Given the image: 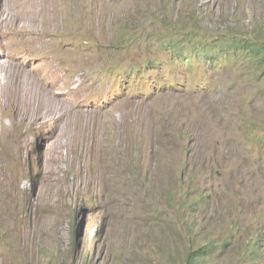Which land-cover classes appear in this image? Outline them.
<instances>
[{
  "label": "rangeland",
  "instance_id": "rangeland-1",
  "mask_svg": "<svg viewBox=\"0 0 264 264\" xmlns=\"http://www.w3.org/2000/svg\"><path fill=\"white\" fill-rule=\"evenodd\" d=\"M0 5L39 48L9 69L37 89L67 82L61 119L14 123L0 264H186L198 249L197 264H264V66L244 51L193 55L264 41V0Z\"/></svg>",
  "mask_w": 264,
  "mask_h": 264
},
{
  "label": "bare ground",
  "instance_id": "bare-ground-1",
  "mask_svg": "<svg viewBox=\"0 0 264 264\" xmlns=\"http://www.w3.org/2000/svg\"><path fill=\"white\" fill-rule=\"evenodd\" d=\"M13 14L14 12L8 7L0 5V89H2L4 94L8 95L5 100L0 96L1 170L4 167L13 165L19 159L14 145L22 147L21 141L23 136L21 137V134L23 131L13 132L14 123L19 127L25 128L39 123L38 121L41 117L52 114L53 111L60 113L59 115L57 114V119H61L64 112H66V101L64 102L63 100V94L66 92L64 89L67 86V82L66 84L65 82L60 84L59 79L61 78H59V75L53 76V79L47 86H41L37 89L28 78H22V76L20 78L16 74V70L9 69L17 53L19 54L24 50L34 52L35 54L39 52L35 36L32 32L23 36L18 34V29L12 16ZM56 89L58 92H54ZM9 107L14 108L18 118H12L10 123L4 124L2 121L4 111ZM44 110H47V112L43 113ZM5 134H10L11 142L5 139ZM14 188L16 187L14 186Z\"/></svg>",
  "mask_w": 264,
  "mask_h": 264
},
{
  "label": "trees",
  "instance_id": "trees-1",
  "mask_svg": "<svg viewBox=\"0 0 264 264\" xmlns=\"http://www.w3.org/2000/svg\"><path fill=\"white\" fill-rule=\"evenodd\" d=\"M226 47L229 48V51L226 49L218 50L217 53L213 54L212 48L209 46H204L202 43V47L198 48V50L193 54L197 55L204 59H213L217 58L219 54L227 55L228 52H237V51H244L246 55H250V57L255 60L258 66H264V41L256 42L253 39L249 38H231L226 43ZM172 53L175 55L176 58L181 59L184 61V64H189V55L184 54L181 50L173 49ZM203 250H195L187 254L185 262L186 264H197L199 258H201ZM204 253V255H207ZM144 263H148V261H143ZM150 264H155L149 262Z\"/></svg>",
  "mask_w": 264,
  "mask_h": 264
},
{
  "label": "clouds",
  "instance_id": "clouds-1",
  "mask_svg": "<svg viewBox=\"0 0 264 264\" xmlns=\"http://www.w3.org/2000/svg\"><path fill=\"white\" fill-rule=\"evenodd\" d=\"M199 250H200V249H199ZM202 250H203V249H202ZM207 252H208V254H209V251H207ZM207 252H204V253H207ZM204 253H202V254H201V255H202L201 257H203V256H204ZM208 254H207V255H208Z\"/></svg>",
  "mask_w": 264,
  "mask_h": 264
}]
</instances>
